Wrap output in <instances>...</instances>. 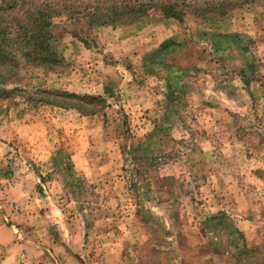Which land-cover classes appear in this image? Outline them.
I'll use <instances>...</instances> for the list:
<instances>
[{"label": "rangeland", "instance_id": "rangeland-1", "mask_svg": "<svg viewBox=\"0 0 264 264\" xmlns=\"http://www.w3.org/2000/svg\"><path fill=\"white\" fill-rule=\"evenodd\" d=\"M0 33V264H264V0H0Z\"/></svg>", "mask_w": 264, "mask_h": 264}, {"label": "trees", "instance_id": "trees-1", "mask_svg": "<svg viewBox=\"0 0 264 264\" xmlns=\"http://www.w3.org/2000/svg\"><path fill=\"white\" fill-rule=\"evenodd\" d=\"M176 10L177 9L172 6H166V7L156 9L154 12L160 13L163 17H166V18H175V19L181 20L182 17H184V14L182 12L181 14L177 13ZM3 36H5L4 33H0V37H3ZM172 45H175V43L174 42L166 43L164 44V47L168 48ZM0 59H5V52L1 49H0ZM83 98L87 99V97H83Z\"/></svg>", "mask_w": 264, "mask_h": 264}]
</instances>
